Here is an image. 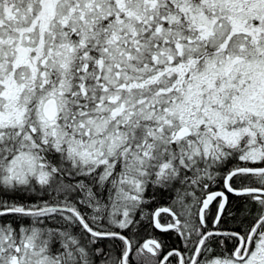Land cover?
I'll list each match as a JSON object with an SVG mask.
<instances>
[{
  "label": "snow or ice",
  "instance_id": "snow-or-ice-1",
  "mask_svg": "<svg viewBox=\"0 0 264 264\" xmlns=\"http://www.w3.org/2000/svg\"><path fill=\"white\" fill-rule=\"evenodd\" d=\"M0 264H264V0H0Z\"/></svg>",
  "mask_w": 264,
  "mask_h": 264
}]
</instances>
